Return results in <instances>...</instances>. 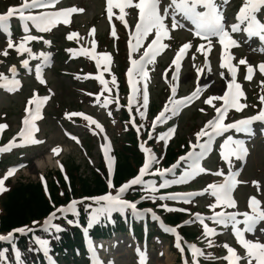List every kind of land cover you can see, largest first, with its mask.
Returning <instances> with one entry per match:
<instances>
[{
	"label": "snow or ice",
	"instance_id": "1",
	"mask_svg": "<svg viewBox=\"0 0 264 264\" xmlns=\"http://www.w3.org/2000/svg\"><path fill=\"white\" fill-rule=\"evenodd\" d=\"M54 0H24L19 6H9L7 10L0 14V30H2L8 37L7 48H13V42L11 40V32L9 30V18L13 17L14 14H18V18L23 26V30L25 33H28V27L25 23L26 21H31L32 24L37 28L39 31H47L50 27L56 24L60 19H63L65 24L68 23V15L70 13L82 11L81 9L77 8H66L61 9L59 11H51V12H43L38 15H33L29 12V14H25L26 10L36 8V7H48L50 6ZM162 0H138L135 3L134 7L139 10V21L135 27L134 39L135 44H130L129 49H133L139 47L143 38L151 32L153 29L155 30V39L147 46V49L144 51L143 55L140 57L139 60L132 59L131 56L129 57L130 67L127 69V76H128V85L130 89V93L128 96V106L131 108V105L136 100L137 96L141 94V89L137 87V80L135 76H139L141 80L147 79V72L145 71V64L152 61L153 57L156 55V52L166 45L161 44L160 40L163 36L167 35L165 31V17L171 16L172 18V27H185V24L181 22L187 21L192 26L189 28L195 36L200 37L203 40L208 41L209 46H211V38L218 37L220 45H222L225 49L229 48L230 46L237 45V41L233 39L229 31L226 30V20L225 17L222 15L221 11L218 10L217 4L215 0H171L169 4H167L163 8V15H161L160 8L158 5ZM227 3V0H224ZM133 0H107V12L108 16H112V9L114 7L120 9V16L118 19H124V9L126 7H132ZM202 8L203 10H198ZM171 9V12L169 11ZM180 14L181 20L177 19V14ZM264 13V0H243L242 5L239 7L238 12L236 13V22L230 25V30L232 33L239 32L241 30V25H244L243 32L247 34L248 37H258L261 45H264V22H261L258 19V14ZM77 33L71 32L68 34L67 39L72 40ZM115 35V33H113ZM38 39L32 35H24L22 41L15 45V50L17 53L27 52L29 56H31V49L25 46L27 41ZM45 44L49 43V41H44ZM189 43H184L182 47L176 52L175 59L172 60V65H178V61L182 58L185 51L189 49ZM201 48H197V51H201ZM264 51V47L261 48ZM67 51L72 52V49H68ZM84 54L91 55L88 53L87 50H83ZM3 55L7 56L8 52L5 50ZM49 54L47 53H40V56L47 59ZM101 56L103 57V61L105 63V71H107V62L109 56L107 53H102ZM96 59L97 67H99L101 60L100 58L94 57ZM227 57L225 54L221 55V67H226L228 69V73L235 75L236 69L233 67L231 63H228ZM241 64L245 63V60H240ZM22 66L25 68L28 67V60L21 61ZM205 64H207V60H205ZM9 71L13 74V78L8 81L7 83L0 84V86L6 88L8 91L14 90V88L19 84V81L15 79L16 68L15 66L11 67ZM199 72V69L197 70ZM259 71L264 73V63L259 64ZM253 72V68L249 66L247 68L248 76L246 78H250L251 73ZM36 79L40 83H45L44 79L41 76V65L36 66ZM96 80L100 82L101 85H105V90L107 91V81L102 79L101 75H96ZM172 79L176 80V72L172 73ZM7 77L4 76L3 73H0V81H6ZM112 84H116V78H112ZM240 85L235 83V80H230L228 83V90L223 93L222 96L216 97H209L206 100V103H211L213 99L223 101V104L220 107L215 109L216 115L209 119L204 126L195 133L196 142L189 143V151L181 155L177 158V160L167 168H159L156 167L153 171V165L158 164L159 161L157 157L153 154L152 149L145 147L144 143L140 144V148L144 153L143 164L139 168L138 173L128 179L125 183H122L119 187L114 188L112 175H113V157L109 155V146L107 144V137H105V144L102 145V151L104 154L105 163L107 165V185L109 189H114L113 192H107L104 194L91 196V197H84L85 201H92L94 202L95 206L93 207L92 204L85 203V209L91 208V212L88 213L87 216V227L83 229L85 233H87L88 229L93 226L94 223H103V222H111V217L114 212H119L121 215L125 213L126 209H131L132 215L139 218L143 213H151L152 219L156 221H160V217L156 215L154 211L151 209H143L138 210L136 207V202L129 201L124 197L125 193L128 190H137L134 186H142L141 190L144 192L143 195L139 197L140 200L144 199H160V200H183L187 202L189 198L203 195L204 192H210V195L215 198L214 203L209 204L208 207L213 209L212 214L205 217L200 213L193 214L196 221L202 225L203 233L202 236L207 238L216 235V230L212 227H209L207 223L204 221L210 220L214 224L228 226L231 225L232 232L235 235L236 241L242 246L245 250V255L243 257L236 255L235 250L224 244L223 246L227 249L228 255L224 257L228 261V264H237V261L243 262L247 260L248 264H252V261H255V264H264V242H260L259 240L247 239L245 238V233H252L255 235V228L260 222H264V210L260 209V202L255 198L251 197L248 201V207L251 209V212H237V211H224L225 208H235V201L232 197V190L237 180L235 178L236 173L231 170V164L229 161V157L235 156L238 159L243 160L245 155L247 154V149L244 147V141L239 139H233L232 136H228L223 143L221 144V156L226 161L229 162V172L224 177V181L222 183H210L206 186V189L201 192H188V193H167L164 195L156 196V181L153 179L145 180L143 179L146 175H159L161 181L159 183V188L164 189L169 185L184 183L187 180L194 178L197 173H206L208 170L204 169L201 164L199 163L200 159L205 155V153L210 150V146L214 137L220 135L228 131L229 129H235L236 132H248L249 125L253 121H264V108H261L258 114L242 118L236 120L232 123H223L224 121V113L227 111L229 107L235 108L239 111L244 105L237 102L238 96L242 95L243 93L239 91ZM200 89L197 88L195 92L192 93L191 96L186 97L183 101H174L172 97H169V102L171 107L169 108L168 105H165L164 110L160 112V114L156 117L153 121L155 125L157 122H162L166 116V112H171L175 114L176 109L180 103H184L193 99L198 93ZM173 92H175V88L173 87ZM48 97H34L28 101L29 104H35V114L33 111L25 108V112L28 115L24 118V125L25 127L21 128L18 135L23 138L22 143H42V141L35 140L31 133L38 131L32 121L39 118V110L41 104L47 99ZM143 98V107L146 108L148 106L149 101V94L146 90L142 92ZM260 101L264 104V96L260 97ZM110 101L105 98L104 104L105 106ZM136 111L138 112L141 119H143L145 113L144 111L140 110L138 106ZM71 115H83L82 113H72ZM88 120L91 124H95L97 129L103 130L101 125L93 120L90 116L84 117ZM5 125L0 124V129H3ZM132 127L137 128L138 126L135 123H132ZM142 127V125H141ZM173 132L172 128H169L166 133H161L158 139H162L167 144L168 136ZM149 139H152L154 134L149 132ZM205 137L206 139L201 142V138ZM73 140H76L79 143L76 137H71ZM15 139V138H14ZM13 141H9V146H11ZM196 149H199L198 151ZM7 150V146L5 148H0V151ZM53 154H58L60 152L59 147H54L51 149ZM183 162L186 167L181 172L180 176L175 177L173 179H166V173H173L174 170ZM57 163H59L57 161ZM62 169V165H60ZM15 168H9L8 171L5 173L3 178H0V192L5 191L4 187V180L8 177L13 175ZM215 175H222L221 172L213 173ZM43 180V177H41ZM256 183L255 181L253 182ZM80 201L72 200L66 207L61 206L56 211L59 212L61 215L66 217V214L71 213L74 217H78V212L76 205ZM166 211H179V212H186L187 209L183 208H169L167 205H160ZM217 207H220V211H214ZM243 217V219H238V217ZM56 218V214L52 213L47 217L43 225L41 226L40 230L49 232L52 229H55L56 232L62 230L61 226L58 224L52 223V220ZM103 218V220H102ZM193 222L192 220L184 221L183 224H188ZM37 222H33L35 226ZM67 223L69 224H77V220H68ZM243 224V228H238L237 225ZM161 228L168 233L176 234V227H169L165 226L162 222L160 223ZM183 226V225H180ZM36 228H29L28 226H21L18 228H14L11 231L7 232L6 235H0V241H12L13 240V233H20L26 234L29 232H35ZM261 232H264V229H261ZM35 243L38 245L39 249L44 252L45 256H48L49 252V241L47 239H42L39 237H33ZM181 237L176 234V248L179 249L181 252L184 249L180 243ZM209 246L212 245V240L207 241ZM188 250L192 254L191 264H197V257L201 255V250L197 248L194 244L187 245ZM6 249L0 250V261H4L6 259ZM12 251L15 254L16 264H23L21 260V254L17 250L15 243L12 244ZM139 251V250H138ZM51 259L50 257H48ZM54 264V262H53ZM92 264H101L98 258L95 256L93 257ZM111 264V262H110ZM185 264H188L186 261Z\"/></svg>",
	"mask_w": 264,
	"mask_h": 264
},
{
	"label": "rangeland",
	"instance_id": "2",
	"mask_svg": "<svg viewBox=\"0 0 264 264\" xmlns=\"http://www.w3.org/2000/svg\"><path fill=\"white\" fill-rule=\"evenodd\" d=\"M171 0H162L160 5L158 7L160 8L161 15H163V8L169 4ZM106 3V0H76L75 5L79 7V5L84 6L85 10H83V14L78 18V22L74 23L79 28L81 33L86 32L89 30V28H94L97 33H100L104 35L106 33V22L107 20L106 16L104 15V5ZM233 5H236V2H233ZM133 7V6H132ZM171 12V9H169ZM229 14V10L225 12V14ZM232 14H229L231 16ZM113 16V15H112ZM111 16V18H112ZM228 16V17H229ZM226 17V16H225ZM177 19L181 20L180 14H177ZM172 18L171 16L165 17V31H173L172 37L170 40L167 41L168 47L170 49H177V46H180L185 41H189L192 37V35L189 32V26L186 21L181 20L182 23L185 24V27L180 28L172 27ZM96 23V24H95ZM67 28L66 32L68 31ZM65 32V33H66ZM62 34L58 32V34L55 35V43L57 44L53 48H57L59 43L63 42ZM2 43H0L1 45ZM174 51V50H173ZM172 53L171 51L169 54ZM217 52L214 51L213 55ZM168 54V55H169ZM196 51L193 48L185 63V69L183 71L182 76L184 75L186 81H189L192 79L193 74L191 71H195L197 73L196 68H200L201 65H203V60L196 55ZM141 57L142 53L137 52V55L135 57ZM103 58V57H102ZM79 56L73 57V62L75 65H78L81 67L87 74V77H91L92 81L96 83L100 88V93L105 92L104 85H101L98 80L95 79V75L91 74L93 69L89 62H82L79 61ZM167 57L164 56L161 59V62L164 63L166 61ZM117 61L119 62V68L115 72V74H111L110 77H115L116 81L123 78V85L122 90L118 91L116 90V102L119 103L121 101L123 104L126 103L128 99V94L130 93L129 85L128 88H124V85L126 84V65H125V59L118 57ZM166 66V65H162ZM59 65L56 66L54 69L49 71V78L51 87L56 90V93L54 96H51V100L48 105V112L47 113V119L45 123H41L39 126L42 128V135H44V143H41L40 145L45 144L43 146L38 147L37 149L31 150H18L13 151L7 150L0 151V178H3L5 176V173L8 171L9 168H15L17 165L22 168L18 172L15 171L16 174H13L11 176H8L4 180V187L5 191L0 192V216L3 213V201H5V197L9 189L16 184L17 182H26V181H39L42 177V175L45 174H51L50 172H47L51 166L50 164H47L45 166H41L38 163L44 159L45 153H47L46 146L50 145V147H59L61 150H65L66 152H61V154L58 155V157L61 158V164L63 165V172L65 174L71 175V184H66V186L59 187L57 192L55 193L58 197L57 200L60 202L65 196H76L79 197L82 195L81 192V185L78 180V173L83 172L86 173V169H88V166L93 167H102V157L101 154H99V151L97 148L93 149L88 157L87 154L84 153V151L76 146L74 142H72L71 136L72 134L67 132L68 126L66 125L67 120L63 116H60V112L63 110V106L69 107V109L72 108H82L81 110L88 111L90 113L95 114L103 123V128L105 130V134L101 135L99 138V143L104 145L105 144V137H107V144L109 146V155L113 157L112 154V147L116 146V141L112 140V137H120L118 135H121L120 138H118V145L124 144V141L126 139V135H124V132H127L128 129H134L130 125H128L127 122H120L115 119L113 122L108 121V119L103 118L102 111L95 112V107L87 108L88 106L84 105L86 101L85 99H81L83 94H80L81 87H85L84 84L74 83L72 80L69 79L68 76H64L60 73ZM65 69V66L63 65L61 69ZM67 71V70H66ZM68 72V71H67ZM170 72V69H169ZM71 74V73H70ZM154 80H151V96L157 97L154 99V103L156 105H160L162 102L159 96V93L161 92L162 87L164 86V82L168 84L170 82V79L167 78L165 73L161 72L160 69H158L157 75H154ZM170 77V76H169ZM183 77V78H184ZM106 81V75L102 77ZM135 79L137 80V87H139L142 90V83L143 81L139 78V76H135ZM155 81V84H153ZM185 82L184 80H182ZM128 84V83H127ZM87 86V85H86ZM193 87V84L190 82L187 83H178L177 87L175 88V93L177 91L184 93L185 89H191ZM169 89V88H168ZM165 93V90L162 92ZM22 96L23 95H17L15 97H12L10 99H2V96H0V124H5V130L3 135L0 137V148L6 147V142L8 141L6 137L12 136V132L16 129V121H18V117L20 116V110L21 106H23L22 102ZM141 94L137 96L136 100L134 101V104H138L140 101H143V99L140 98ZM102 97L99 96L95 99L94 102H97L99 104L102 103ZM259 103H261L260 98L257 99ZM78 104V105H77ZM143 106V104L141 103ZM137 109V107H136ZM141 110V109H140ZM146 116H149L148 114ZM247 110V109H246ZM58 114H53L56 113ZM137 112V111H136ZM191 109H188L183 117H180L179 119L177 117H172L170 119L169 124H171L173 129L174 124L176 125V130L173 135H169L167 138V144H165V141L162 139H158L159 133H161L162 127H165L168 125L166 120L163 121L162 127L158 131V135H155L152 139H149V135L146 133L142 136L143 141L149 146L150 149H152L153 154L157 157L159 163L153 165V170L156 167L162 168L163 158H164V148L165 146H169L170 148H173L175 155L180 154L183 151H185L183 148H185L190 142L195 143L196 137L194 136L195 133H192V129L195 127H190L191 125L188 124L189 121H187V118L189 114L191 113ZM245 112V111H244ZM148 113V112H147ZM247 113V112H245ZM250 113V112H249ZM138 114V112H137ZM153 114V113H152ZM151 114V115H152ZM139 115V114H138ZM149 116L150 118L152 116ZM140 117V116H139ZM143 117V118H144ZM185 118V119H184ZM79 120V119H78ZM200 119H197L196 121H193L195 124L199 123ZM151 122V119L147 118V120L144 122L141 118L136 122V125L140 128H143V126H147L146 130H150L149 124ZM142 125V127H141ZM199 125V124H197ZM137 127V129H138ZM259 130V131H258ZM255 130L254 135L258 136L256 140L253 141V151L252 154L249 157L248 165L246 167V170L244 172L243 178L245 180L249 181H255L256 183H252L249 187L245 186V194L242 195L239 200V202L236 204V207L239 209H243L247 206V202L249 201V197H252L251 194L259 196L262 201L261 204L264 203V140L260 138L263 134V129ZM174 131V129H173ZM173 133V132H172ZM171 133V134H172ZM193 136H192V134ZM104 137V138H103ZM245 137H248V134L245 135ZM235 137L234 139H236ZM203 142V141H201ZM52 149V148H51ZM62 150V151H63ZM11 151V152H9ZM134 152V153H133ZM211 150H208L205 155L200 159L199 163L203 164L204 169L208 170L206 172L209 174V178L207 180L206 176H203L201 178L202 174L207 175L206 173H197L194 178H191L187 180L184 183L179 184H173L169 185L170 190L163 193H158V189H160L156 185V196L164 195L167 193H188V192H196L198 189H201L203 187H206L211 181V183H215L218 181L219 177L221 175H211L209 172H214L212 164L215 161L214 157H211ZM103 154V153H102ZM128 154L131 158V163L134 166L135 170L138 171L141 167L139 156L135 152V147L130 148L128 150ZM135 154V155H134ZM100 155V156H99ZM234 157V156H233ZM208 160L207 162H203L204 159ZM33 161L31 162V160ZM104 159V155H103ZM231 159V157H230ZM102 160V161H101ZM105 161V159H104ZM231 162H233L231 160ZM78 167V170H77ZM104 170L107 172V165H103ZM51 170V169H50ZM54 170V169H53ZM77 170V171H76ZM228 171V168L226 169V172ZM105 176L106 173L102 171ZM101 173V178L104 181L105 176ZM54 174V172L52 173ZM181 172L174 171V174L172 173V179L174 178V175L176 177L180 176ZM152 176V175H146L145 177ZM144 177V178H145ZM69 180V179H68ZM128 180V179H127ZM126 180V181H127ZM68 182V181H67ZM158 184V183H156ZM174 187L176 189L171 188ZM137 190H128L125 193V199L130 200L131 197L136 196L139 198L141 195L144 194V192L141 190L142 186H134ZM113 192L114 189H108V192ZM55 195V196H56ZM81 198V197H80ZM79 198V199H80ZM197 196L189 198L187 202L183 200H160V199H144L139 201L141 203H144V205L147 206V208L155 209L156 211L160 212H166L170 213L171 211H166L163 207H160V205H167L169 208H183L187 209L186 212H181L184 216V220H192L193 222L188 223L191 228V235L193 236V239L189 241L190 243H185L186 249L188 244H194L197 248L201 250V255H199L198 258H200L203 261V264H228V261L224 259L228 255L227 249L223 246L224 244H227L228 246L232 247L235 250L236 255L243 257L245 255V251L242 248V246L238 243L232 240V229H229V227L224 225H218L214 224L212 221H204L209 225V227H212L216 230L215 240H212V245L209 246L208 240L212 238L211 237H203V228L200 223L196 224L195 222H198L192 218L193 214L200 213L202 215H208L209 213L212 214L213 209H210L208 207L209 203H212L211 195H208L206 198L201 197L198 198ZM234 201L237 200L236 193L233 195ZM219 209L218 207L214 209L216 211ZM226 210H233V208H227ZM149 227V230H151ZM243 228V227H242ZM261 229H264V222H260L258 224V227L255 229V233L258 234L257 237H252L254 240H259L260 242H264V232H261ZM148 232V231H147ZM246 234V233H245ZM146 235V232L144 229H139L134 235L131 236V232L127 234H116L113 236L112 239L107 240L104 242V244H100L103 246L104 250H107V255H113V263L111 264H140L141 258V249H145L144 243H146L147 247V253L148 258L150 259L149 264H185L187 261L188 264H191L192 260V254L191 252H186V249L181 252L174 247V241L167 238V236H161L157 235L155 231L152 233H149ZM183 242V240H181ZM139 250V251H138ZM83 261L75 260L74 264H81ZM110 264V263H109ZM237 264H248L247 260H244L243 262L237 261ZM254 264V262H252Z\"/></svg>",
	"mask_w": 264,
	"mask_h": 264
},
{
	"label": "trees",
	"instance_id": "3",
	"mask_svg": "<svg viewBox=\"0 0 264 264\" xmlns=\"http://www.w3.org/2000/svg\"><path fill=\"white\" fill-rule=\"evenodd\" d=\"M125 154L118 153V168L116 171V181L123 177V174L132 173V169L127 162ZM52 186V184H50ZM102 182L99 176L94 173L90 177L81 179V189L85 193H94L101 191ZM4 215L2 216L3 230L9 229L12 226H20L27 224L29 220L36 219L43 214L48 208L49 204L45 198L42 188L38 182L19 183L8 194L4 201ZM120 220L121 216L116 215ZM174 218L172 222L177 221ZM77 238V235H75Z\"/></svg>",
	"mask_w": 264,
	"mask_h": 264
},
{
	"label": "bare ground",
	"instance_id": "4",
	"mask_svg": "<svg viewBox=\"0 0 264 264\" xmlns=\"http://www.w3.org/2000/svg\"><path fill=\"white\" fill-rule=\"evenodd\" d=\"M49 163H50V158L48 156L47 159H43L38 164L41 165V166H45L46 164H49Z\"/></svg>",
	"mask_w": 264,
	"mask_h": 264
}]
</instances>
